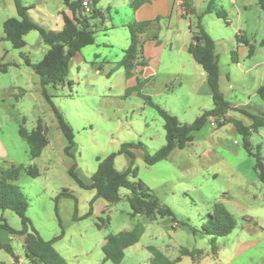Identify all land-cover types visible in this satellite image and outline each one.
<instances>
[{"label": "rangeland", "instance_id": "374dc122", "mask_svg": "<svg viewBox=\"0 0 264 264\" xmlns=\"http://www.w3.org/2000/svg\"><path fill=\"white\" fill-rule=\"evenodd\" d=\"M20 2L42 28L61 29L60 11L65 9L62 0ZM222 7L228 13L226 0L215 5L219 10ZM97 8L106 19L105 23L100 19L91 21L94 45L82 49L70 61L64 85L46 87L50 101L73 130L75 146L71 155L64 153L67 142L42 95L39 77L25 65L9 66L7 72H0V169L34 166L39 171L35 179L21 172L12 182L25 195L26 217L43 240L60 236L54 248L68 264H112L103 262L101 248L105 238L130 231L139 222L144 233L136 246L125 250L121 264H150L148 247L166 250L172 260L180 256L181 249L201 252L194 260L182 257L177 264H258L264 254V240L236 253L241 242L264 236V184L258 181L255 160L243 149L242 137L232 123L227 122L221 128H216V122L214 127L207 124L192 134L193 141L184 150H174L166 161L153 166L144 163L142 150L134 151L137 180L172 211L177 224L170 218L153 222L141 216L132 218L126 189L120 190L118 203L105 206L104 200L95 198L93 190L80 188L69 176V169L74 167L78 178L88 183L97 168V159L116 153L125 143L141 142L150 154L165 144L163 121L145 98L175 116L181 124H191L204 110L213 107L211 97L204 93L207 84L200 67L188 54L168 50L170 42L178 46L187 40L189 33V21L176 16V9L171 19L161 17L147 33L150 37L147 41H153L156 33L161 43L167 45L158 59L141 69L139 97L131 92L125 96L130 83L117 65L129 45L125 26L155 18L137 20L129 8V0H100ZM16 16L14 0H0V37H4L3 22ZM228 19V26L214 15H205L202 20L203 30L216 47L219 91L231 107L264 116V102L256 94L264 85V10L253 5L247 15L237 19L228 14ZM191 22L195 24L194 17ZM239 33L252 46V56L248 57V47L237 42ZM24 39L26 46L22 49L0 41L1 64L22 62L24 56L33 63L42 59L48 47L39 33L32 31ZM232 52L237 63L232 61ZM20 89L23 95L17 97ZM197 90L199 95L195 93ZM228 114L223 123L227 119L245 126L251 123L239 111L231 110ZM23 121L27 131L38 122L47 129L48 145L35 160L30 159L28 146L18 135V125ZM249 141L252 151L259 148L264 159V128L253 132ZM128 163L125 155L115 158L119 171L125 170ZM64 191L74 199L61 196ZM214 204H222L237 223L230 235L215 238V256L211 254V238L192 232L200 230ZM2 218L11 229H22L15 213L4 211L0 213ZM247 222L259 226L258 235L247 233ZM0 243L10 244L23 263V237L11 236L0 229ZM11 263L0 249V264Z\"/></svg>", "mask_w": 264, "mask_h": 264}, {"label": "trees", "instance_id": "16d2710c", "mask_svg": "<svg viewBox=\"0 0 264 264\" xmlns=\"http://www.w3.org/2000/svg\"><path fill=\"white\" fill-rule=\"evenodd\" d=\"M84 1L62 0L66 11L60 12L62 27L57 31L44 29L34 22L28 15V8L22 6L20 0H14L17 16L8 18L2 25L4 37L1 40L9 42L14 49L24 48L26 45L24 37L32 31H37L42 42L48 47L39 62L33 63L25 56L22 59L23 64L29 67L40 79L42 95L50 104L58 128L66 139L67 146L64 149L66 155H71L75 146L73 130L60 110L50 101L46 87L52 86L55 88L65 84L70 61L82 49L95 43V30L91 21L100 19L102 23H105L106 17L104 13L97 8L100 0H86L87 7L83 6ZM218 1L208 0L205 9L201 13H197L193 7V0H181L182 16L190 22L189 30L192 34L187 52L206 75L213 107L210 110H204L191 124H181L175 116L155 104L152 105L145 98L146 103L155 109L163 121L165 144L160 149L150 154L141 142L125 143L116 153L97 159V168L91 175L88 184L78 178L74 167H71L68 171L69 176L80 188L93 190L95 198H100L109 205L118 203L121 200L120 190L126 189L129 192L126 201L130 206V216L132 218L142 216L150 222L158 218H170L173 223L177 224L172 211L162 205L158 197L142 181L137 180L134 151H143V160L148 166L166 161L174 150H184L192 142V134L199 132L204 126L209 124L210 118H213L216 122V128H221L227 122L233 124L236 132L242 137L243 149L255 160L254 172L258 181L264 184V159L260 155L259 148H257L256 152L252 151L249 141L253 132L264 128V116L252 115L243 108L231 107L230 103L220 93L218 58L215 44L202 28V20L205 15H214L216 19L222 20L226 26L229 25L227 13L223 9L215 8ZM145 2L146 0H129V8L132 12H135ZM257 5L261 10H264V0H257ZM189 16H194L195 24L191 22V17ZM160 20L161 18H156L154 21H134L125 26L128 32L129 45L123 50L122 59L117 67L123 69L126 80L135 75H141V72H137V70H141L147 65L143 54L144 44L150 38L147 33L153 23H158ZM157 38V34L154 33L153 39L157 40ZM237 42L245 44L248 47V57L252 56L253 48L247 41L237 37ZM262 44L264 45V42ZM232 56V61L237 63L235 52H232ZM9 66L15 65L0 63V72L5 73ZM138 76L136 77L137 84L134 87L127 88L125 96L131 92L141 97V82ZM23 92L20 89V94L17 97L22 96ZM256 94L264 102V85L257 89ZM231 110L239 111L249 117L251 120L250 125L245 126L240 121L231 119H227L223 123L225 115ZM23 124L24 121L18 125V135L27 144L30 159L35 160L41 156L42 151L48 145L47 129L38 122L34 129L27 131ZM118 155H125L129 160L127 169L121 172L115 168V158ZM21 172L32 179L39 177V171L34 166L27 168L20 166L7 170L0 169V213L4 211L15 213L22 225L20 231H15L2 218L0 219V229L8 232L11 236L23 237V263H20V258L14 253L10 244L0 243V249L10 257L12 260L11 264H24L25 262L27 264H68L54 248V243L60 236L50 241L43 240L26 217L28 203L25 195L19 187L12 183L18 179ZM61 196L74 199L73 195L66 191ZM236 226L235 218L224 206L222 204H214L212 212L206 215V220L200 230H192V232L193 234L200 233L211 238V254L215 256V238L230 235ZM143 233L144 226L141 223H137L130 231L109 234L101 248L104 256L103 262L109 261L112 264H121L125 250L137 244ZM148 251L151 255L150 264H177L182 257H190L194 260L195 256L201 255L199 250L189 251L181 249L180 256L171 260L157 248L148 247Z\"/></svg>", "mask_w": 264, "mask_h": 264}, {"label": "crops", "instance_id": "0c3cea01", "mask_svg": "<svg viewBox=\"0 0 264 264\" xmlns=\"http://www.w3.org/2000/svg\"><path fill=\"white\" fill-rule=\"evenodd\" d=\"M228 2V5H229V10H228V13L227 11H225L223 9V7L221 9H223L226 13H227V21L228 23L230 24V21L228 19V14L229 15H232V16H235L237 19L241 18L243 15H247L248 13V10L250 8H252L253 5H257V0H226ZM208 0H193V7L194 9L197 11V13H201L205 7H206V4H207ZM221 2V1H220ZM223 4V3H222ZM258 6V5H257ZM176 9L177 10V13H176V16H178L179 18L181 19H186L184 18L182 15H183V11L181 9V0H146V2L144 4H142L134 13L133 15L135 16V18L137 20H144V19H156V18H161V17H165L167 16L169 19H171V16L173 14V10ZM15 11H16V7H15ZM61 11H66L65 9L61 10ZM60 11V12H61ZM17 15V13H16ZM189 17H194V16H189ZM61 18V17H60ZM195 19V18H194ZM190 24V22H189ZM62 27V26H61ZM188 30H189V25H188ZM240 31V30H239ZM188 36H187V40H183L181 43H179L178 46H176L173 42H170L168 44V50L171 51V52H174L176 51L177 53H186L189 55V53L187 52V49H188V46L189 44L191 43V32L190 30L188 31ZM239 38H241L243 41H246L244 35L240 34L238 35ZM3 37H0V41H4V40H1ZM25 38V37H24ZM184 38V37H183ZM25 40V39H24ZM26 43V42H25ZM161 41L159 40V38L157 40H153V41H147L145 44H144V57H145V60L147 62V64L149 62H152L155 61L156 59H158L160 56H161V53L162 51L165 49L166 45H163V43H161ZM243 45L244 48H246L245 44L243 43H240ZM26 46V45H25ZM216 48V47H215ZM237 49H239V47L237 46ZM81 53V51L75 56H79ZM217 54V52H216ZM190 56V55H189ZM4 57V56H3ZM74 57V58H75ZM191 57V56H190ZM192 58V57H191ZM193 60V59H192ZM7 64H14L15 66H10V67H17L19 68L21 65H24L23 64V59H22V62H19V63H15V62H8ZM200 67V66H199ZM100 71H101V68L99 67L98 68ZM200 70H202V68L200 67ZM141 71L140 69L137 70V72ZM196 71L199 73V69H196ZM7 72V71H6ZM143 72V75H145L144 71L142 70ZM201 74V72H200ZM143 75H142V79L143 78ZM202 75L204 76L205 78V83L207 84L206 82V75L205 73L203 72L202 70ZM138 75H135L133 77H131L129 80V87L128 88H131V87H134L135 86V83H136V77ZM146 77V76H145ZM197 95L200 94V90H197V92H195ZM205 94H207V96H210L211 97V93H210V90H209V87L207 85V89L206 91L204 92ZM135 94V93H133ZM229 114L227 113L225 116H228ZM193 138V137H192ZM193 141V140H192ZM191 143V142H190ZM129 161V160H128ZM164 162V161H163ZM116 168V167H115ZM127 169V168H126ZM119 171V170H118ZM124 171V170H122ZM121 172V171H120ZM90 182V181H89ZM88 182V183H89ZM86 183V184H88ZM103 205V203H102ZM104 205H109L107 204L105 201H104ZM103 205V206H104ZM142 217V216H141ZM144 218V217H143ZM145 219V218H144ZM146 220V219H145ZM148 221V220H146ZM149 222V221H148ZM140 223V222H139ZM142 224V223H141ZM247 226H246V231L248 234H254V235H258L259 234V230H258V225L257 224H252V222H247ZM143 225V224H142ZM145 230V229H144ZM241 241L242 240V237L240 238ZM260 240H264V236H262L260 239L259 238H255V240H248V241H244V242H241L240 243V248L239 250L237 251L236 254H238L243 248H252L256 245V243ZM138 244V243H137ZM137 244L133 245V246H136ZM131 246V247H133ZM130 248V247H129ZM128 249V248H127ZM126 249V250H127ZM161 251L166 257H168L166 254H165V251H162V250H159ZM169 258V257H168ZM170 259V258H169ZM172 260V259H171ZM258 264H264V254L262 255V257H260V260H259V263Z\"/></svg>", "mask_w": 264, "mask_h": 264}, {"label": "built area", "instance_id": "2783aa9c", "mask_svg": "<svg viewBox=\"0 0 264 264\" xmlns=\"http://www.w3.org/2000/svg\"><path fill=\"white\" fill-rule=\"evenodd\" d=\"M83 6H84V7H87V1H86V0L84 1ZM221 121H222V120H221ZM209 124H210L212 127L215 126V121H214L213 118H210V119H209Z\"/></svg>", "mask_w": 264, "mask_h": 264}]
</instances>
